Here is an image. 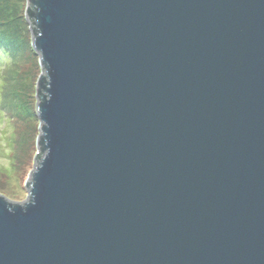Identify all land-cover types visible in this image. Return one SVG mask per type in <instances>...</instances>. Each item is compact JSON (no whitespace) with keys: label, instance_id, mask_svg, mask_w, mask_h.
<instances>
[{"label":"water","instance_id":"95a60500","mask_svg":"<svg viewBox=\"0 0 264 264\" xmlns=\"http://www.w3.org/2000/svg\"><path fill=\"white\" fill-rule=\"evenodd\" d=\"M40 126L0 264H264V0H26Z\"/></svg>","mask_w":264,"mask_h":264},{"label":"rangeland","instance_id":"374dc122","mask_svg":"<svg viewBox=\"0 0 264 264\" xmlns=\"http://www.w3.org/2000/svg\"><path fill=\"white\" fill-rule=\"evenodd\" d=\"M25 9L26 0H0V17L6 14L8 20H0L7 30L0 29V193L18 201L28 194L40 126L36 82L41 65Z\"/></svg>","mask_w":264,"mask_h":264},{"label":"trees","instance_id":"16d2710c","mask_svg":"<svg viewBox=\"0 0 264 264\" xmlns=\"http://www.w3.org/2000/svg\"><path fill=\"white\" fill-rule=\"evenodd\" d=\"M5 15H6V14H5ZM5 15H3V16L0 17V18H1L0 20H2L3 22H5L4 20L8 21V20H7V17H6ZM4 16H5L6 18H5ZM0 29H1V30L3 29V30H5V31H7L5 28H3L2 25H0Z\"/></svg>","mask_w":264,"mask_h":264}]
</instances>
